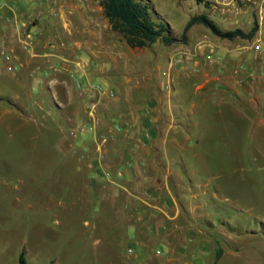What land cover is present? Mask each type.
<instances>
[{
    "label": "crops",
    "instance_id": "crops-1",
    "mask_svg": "<svg viewBox=\"0 0 264 264\" xmlns=\"http://www.w3.org/2000/svg\"><path fill=\"white\" fill-rule=\"evenodd\" d=\"M213 3L231 12L226 29L239 27L247 32L256 21L254 34L229 38L216 33L197 44H165L157 39L148 60L132 52L124 37L119 40L121 33L104 23L107 17L100 4L93 7L99 10L96 14L87 6L72 5L79 14L75 25L66 18L54 19L50 0H6L0 5V60L6 67L1 52L12 54L20 66L17 95L22 100L26 93L31 99L26 110L22 103L5 110L15 113L16 109L42 126L40 137L36 136L34 152L40 160L35 165L49 168L54 178L48 185L50 193L66 200L55 213L67 226L75 221L91 223L104 239L102 252L115 255L116 223L126 237L138 239L141 231L143 236L153 232L149 219L160 211L175 217L180 205L182 215L196 217L194 210L202 202L196 199L197 193L182 188L177 162L193 164L195 158H202L207 151L204 143L211 141L217 125L248 121L264 125V0H247L245 8L235 0ZM56 28L65 38L61 52L47 40L48 32L54 34ZM72 28L79 30V36L67 37ZM101 28L115 32V42L108 40L113 48L108 57L115 61L110 65L115 69L113 88V82L101 73L103 65L100 69L93 63L104 59L99 57V47L105 43ZM35 44L39 49L32 50ZM179 53L182 60L170 65ZM28 75L32 78L29 89ZM43 80L47 88L42 87ZM99 82L108 90H98L94 83ZM46 97L51 99L49 104L43 103ZM240 126L230 131L239 135ZM104 169L111 170L110 177ZM159 217L165 216L160 213ZM160 229L156 226L157 232ZM177 249L174 245L160 253L151 249L148 255L141 246L133 261L168 264L170 259L162 262L158 255L168 256Z\"/></svg>",
    "mask_w": 264,
    "mask_h": 264
},
{
    "label": "rangeland",
    "instance_id": "rangeland-1",
    "mask_svg": "<svg viewBox=\"0 0 264 264\" xmlns=\"http://www.w3.org/2000/svg\"><path fill=\"white\" fill-rule=\"evenodd\" d=\"M4 2L6 0H0V5ZM150 2L153 16L167 21L172 34L178 37L192 14L206 13L221 29L231 24V12L222 10L213 3L214 0ZM246 2L235 0L240 8L247 7ZM97 4L99 0H50L49 6L54 19L66 18L67 22L70 20L75 25L79 21V14L72 5L93 9ZM92 11L96 14L99 10ZM251 14L254 19V12ZM105 22L109 23L108 19ZM56 29L54 34H51L53 31L48 32L47 40L60 51L63 50L65 38L62 31ZM70 33L67 37L79 36V30L74 28ZM214 34L208 26L196 22L184 39L174 43L183 41L197 44ZM100 35L105 38V43L99 47L102 53L99 57L104 59L97 57L93 63L100 69L103 65L102 72L99 71L113 82L110 83L113 88L115 69H111L110 65L115 61L108 57L113 52L108 40L113 38L115 42V32L111 34L110 29L101 28ZM118 37L123 40L122 34ZM158 43L154 42L146 48L133 46L131 50L148 60L153 46ZM36 49H39V44L33 45L32 50ZM19 67L15 71L9 70L0 60V264H20V253H23L24 264H135L133 260L138 255L135 252L139 247L143 246L151 255V249L160 248L163 251L166 246L173 245L179 250L164 257L158 255L162 262L170 259L167 260L168 264H264V125L252 121L217 125L211 141L204 143L207 151L202 158H195L193 164H176L180 170L182 188L197 193L196 199L202 202L194 210L196 217L182 215L185 211L180 205L177 216L181 217H167L160 211L157 217L149 219L153 232L143 236L141 231L138 239L126 237L119 227L120 223H116L115 255H109L102 252L104 239L91 223L75 221L67 226L64 219L55 213L66 204V200L56 193H50L48 185L54 178L49 168H37L35 165L40 160L36 159L34 149H38L42 126L16 109L15 113L5 110L8 105L13 107L17 103H22L24 109L31 107V99L26 93L22 100L17 95L20 88L16 78ZM145 68L149 71L151 65ZM143 70L144 67L142 73ZM28 76L29 89L32 78ZM42 83V87L47 88L44 80ZM94 84L100 91L108 90L102 82ZM49 100L50 97H46L43 103L49 104ZM237 126L241 127L239 135L230 131H235ZM49 132L50 128L46 133ZM225 136L227 141H223ZM180 175L175 173L174 176L180 180ZM157 184L161 188L159 191H162V183ZM38 193H42V196ZM132 210L130 208L128 212ZM160 213L165 217H159ZM134 218L130 217L129 220ZM135 222H139V219L135 218ZM156 226L161 228L159 232ZM143 227L145 225H141ZM166 240L168 242L163 244ZM128 246H132L134 251L128 252ZM146 262L149 263L148 259Z\"/></svg>",
    "mask_w": 264,
    "mask_h": 264
},
{
    "label": "trees",
    "instance_id": "trees-1",
    "mask_svg": "<svg viewBox=\"0 0 264 264\" xmlns=\"http://www.w3.org/2000/svg\"><path fill=\"white\" fill-rule=\"evenodd\" d=\"M99 4L111 28L120 32L130 46H149L157 39L165 44L184 39L190 26L196 22L203 23L218 35L229 38L236 35L250 37L257 29L256 21L247 32L239 27L221 29L206 13H197L188 18L178 37L172 34L167 21L153 16L150 0H99ZM24 262L23 253H20V264Z\"/></svg>",
    "mask_w": 264,
    "mask_h": 264
},
{
    "label": "built area",
    "instance_id": "built-area-1",
    "mask_svg": "<svg viewBox=\"0 0 264 264\" xmlns=\"http://www.w3.org/2000/svg\"><path fill=\"white\" fill-rule=\"evenodd\" d=\"M261 12L264 13V7L261 8ZM1 54L3 55V58L7 61L6 67L9 70H16V68L18 67L19 64L17 62H15V61L12 60V54L9 51H2ZM206 57L207 58H210L211 57V54L210 53H207L206 54ZM181 60H182V55L180 53L179 54H176L174 57L171 58L170 65H172L173 63L180 62ZM109 90L112 91L113 89H109ZM71 132L72 133H75V130H71ZM104 173L108 177H110L111 174H112V172H111L110 169H104ZM116 174L117 175H120L122 173H121V171H117ZM127 250H128V252H133L134 251V248L132 246H128L127 247ZM160 250H161L160 248H156L155 249V252L160 253L161 252Z\"/></svg>",
    "mask_w": 264,
    "mask_h": 264
}]
</instances>
